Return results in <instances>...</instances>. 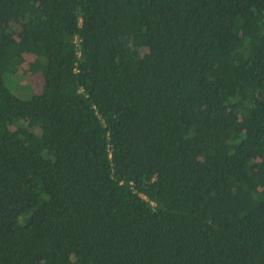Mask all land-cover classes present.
Here are the masks:
<instances>
[{"label":"trees","instance_id":"1","mask_svg":"<svg viewBox=\"0 0 264 264\" xmlns=\"http://www.w3.org/2000/svg\"><path fill=\"white\" fill-rule=\"evenodd\" d=\"M0 264H264V0H0Z\"/></svg>","mask_w":264,"mask_h":264},{"label":"rangeland","instance_id":"2","mask_svg":"<svg viewBox=\"0 0 264 264\" xmlns=\"http://www.w3.org/2000/svg\"><path fill=\"white\" fill-rule=\"evenodd\" d=\"M41 91V86L40 88L37 87V84L35 81H30L29 84L27 85H20L19 88V95L24 96V97H30L31 95H33L34 93H38Z\"/></svg>","mask_w":264,"mask_h":264}]
</instances>
